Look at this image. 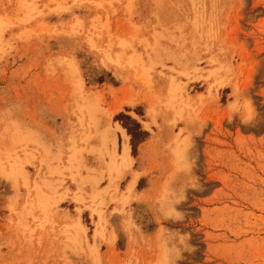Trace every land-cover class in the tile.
<instances>
[{
	"label": "rangeland",
	"instance_id": "374dc122",
	"mask_svg": "<svg viewBox=\"0 0 264 264\" xmlns=\"http://www.w3.org/2000/svg\"><path fill=\"white\" fill-rule=\"evenodd\" d=\"M0 264H264V0H0Z\"/></svg>",
	"mask_w": 264,
	"mask_h": 264
},
{
	"label": "bare ground",
	"instance_id": "6f19581e",
	"mask_svg": "<svg viewBox=\"0 0 264 264\" xmlns=\"http://www.w3.org/2000/svg\"><path fill=\"white\" fill-rule=\"evenodd\" d=\"M127 44H128V42H127ZM126 44V45H127ZM125 45L124 44H122L121 45V47L123 48ZM124 48H128L127 46L126 47H124ZM124 48H123V52H125L124 51ZM133 48V47H132ZM131 48V49H132ZM134 50V49H133ZM135 51V50H134ZM133 51V52H134ZM129 52V51H128ZM137 52V51H136ZM134 55H135V53H134ZM137 56H138V54H137ZM134 57V56H133ZM131 59H133V58H131ZM138 59V58H137ZM127 62H129V64L130 65H132V66H134L133 64H136V63H138L137 61H133V60H129V61H127ZM139 62H141V61H139ZM143 63V62H142ZM139 64H141V63H139ZM139 64H137V65H139ZM140 66H142V65H140ZM142 68H144V67H142ZM144 69H146V68H144ZM143 69V70H144ZM142 70V69H141ZM147 70V69H146ZM146 70H144V72L146 71ZM144 72H142L143 73V75H144ZM146 73V72H145ZM148 75V74H147ZM143 77V76H142ZM141 77V78H142ZM148 77V76H147ZM144 79H146V77L144 76L143 77ZM142 78V79H143ZM146 82V81H145ZM149 82V81H148ZM172 89V88H171ZM170 91V90H169ZM173 92V91H172ZM171 92V93H172ZM173 94V93H172ZM173 96V95H172ZM174 97V96H173ZM127 102V104H133L134 103V100H128V101H126ZM120 107L121 106H116L115 108H114V112H117L119 109H120ZM113 112V111H112ZM120 129V128H119ZM121 132H122V134H123V136L124 137H127L126 136V134H125V131H124V129H122L121 128ZM103 137V136H102ZM101 137V142H102V146L104 145V148H106V145H108L109 143H110V145H111V149H109L110 151H108L109 153V155L111 156V161H114V158H116V156H115V154H116V140H115V137L114 136H104L103 138ZM111 137V138H110ZM12 138V137H11ZM14 138H16V139H14ZM14 138H12L11 140H10V142H8V144L6 145V148L4 149V159L6 160V163H8L9 164V166L11 167V172H17V173H20V169H22L21 168V164L19 163V158H18V153L20 152V151H22V150H24L25 148H27L28 147V142H30V141H32L33 140V138L31 137V135H29V137H28V139L26 138L25 140L23 139V138H20V137H14ZM10 138H8V140H9ZM108 141H109V143H108ZM117 156H119V164H123V165H126V164H129L130 162H131V156H130V154H129V146L127 145V143L125 142V143H123V145H122V149H121V152L120 153H117ZM51 158V157H50ZM54 158V157H53ZM41 162H45L46 161V159L43 157L41 160H40ZM50 161V160H49ZM51 164V163H50ZM52 165V164H51ZM51 165H49V166H51ZM14 166H17L18 168H14ZM54 166V165H53ZM56 166H57V164H56ZM55 169V168H54ZM57 171V170H56ZM50 174L52 173V172H49ZM15 174V173H14ZM134 181H135V178L133 177L132 178V180H130V182H128L127 183V185H126V188H125V190H126V192H129L130 190H132L133 189V186H134ZM26 182V181H25ZM45 198H46V195H44L43 194V192L40 190V189H36L35 190V199H36V204H35V209H37V211H40L41 213L42 212H44V210H45V207H46V200H45ZM34 207V206H33ZM25 209V208H24ZM28 209V208H27ZM31 209H32V207H31ZM32 212V210L28 213V214H30ZM38 213V212H37ZM25 217V216H24ZM34 217V216H33ZM36 217V216H35ZM34 217V218H35ZM99 222V221H98ZM25 223V222H24ZM27 225V224H26ZM26 225H25V227H26ZM76 226H77V228H78V230H80V231H83V226H82V224L78 221L77 222V224H76ZM99 226V225H98ZM131 227V226H130ZM79 231V232H80ZM84 232V231H83ZM95 233L97 234L98 233V230H96L95 231Z\"/></svg>",
	"mask_w": 264,
	"mask_h": 264
},
{
	"label": "trees",
	"instance_id": "16d2710c",
	"mask_svg": "<svg viewBox=\"0 0 264 264\" xmlns=\"http://www.w3.org/2000/svg\"><path fill=\"white\" fill-rule=\"evenodd\" d=\"M129 134L132 136L131 146H132V153H134L135 152V143H134V141L137 140V139H140V138H137L136 135H134L133 133L129 132ZM139 134H143V133L141 132Z\"/></svg>",
	"mask_w": 264,
	"mask_h": 264
},
{
	"label": "crops",
	"instance_id": "0c3cea01",
	"mask_svg": "<svg viewBox=\"0 0 264 264\" xmlns=\"http://www.w3.org/2000/svg\"><path fill=\"white\" fill-rule=\"evenodd\" d=\"M125 131V130H124ZM125 134H126V132H125ZM127 136V135H126ZM128 137V136H127ZM125 143V142H124ZM127 143V142H126ZM123 145V144H122ZM127 145H128V143H127ZM129 146V145H128ZM129 151H130V148H129Z\"/></svg>",
	"mask_w": 264,
	"mask_h": 264
}]
</instances>
